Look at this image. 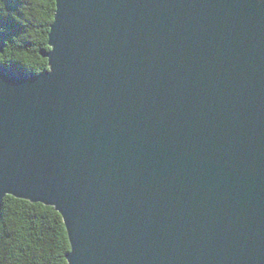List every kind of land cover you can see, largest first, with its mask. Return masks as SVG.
Listing matches in <instances>:
<instances>
[{
    "label": "water",
    "instance_id": "water-1",
    "mask_svg": "<svg viewBox=\"0 0 264 264\" xmlns=\"http://www.w3.org/2000/svg\"><path fill=\"white\" fill-rule=\"evenodd\" d=\"M55 2L49 69L0 65V217L53 207L67 264H264V0Z\"/></svg>",
    "mask_w": 264,
    "mask_h": 264
},
{
    "label": "trees",
    "instance_id": "trees-1",
    "mask_svg": "<svg viewBox=\"0 0 264 264\" xmlns=\"http://www.w3.org/2000/svg\"><path fill=\"white\" fill-rule=\"evenodd\" d=\"M55 0H0V65L39 75L49 69L40 54L49 51ZM70 244L53 207L7 196L0 217V264H67Z\"/></svg>",
    "mask_w": 264,
    "mask_h": 264
}]
</instances>
